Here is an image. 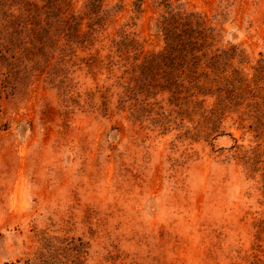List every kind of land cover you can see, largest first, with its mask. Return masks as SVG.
<instances>
[{"label":"rangeland","instance_id":"obj_1","mask_svg":"<svg viewBox=\"0 0 264 264\" xmlns=\"http://www.w3.org/2000/svg\"><path fill=\"white\" fill-rule=\"evenodd\" d=\"M52 2L79 27L0 0V264H264V0ZM168 11L214 28L226 107L167 88Z\"/></svg>","mask_w":264,"mask_h":264},{"label":"trees","instance_id":"obj_2","mask_svg":"<svg viewBox=\"0 0 264 264\" xmlns=\"http://www.w3.org/2000/svg\"><path fill=\"white\" fill-rule=\"evenodd\" d=\"M99 2L101 0H89L88 5L94 10L98 8ZM137 2V6L139 7L142 0H137ZM50 6L51 13L54 14V18L57 20L54 22L56 29L64 30V27L70 28V26L71 29L79 27V22L70 25L69 20L61 17L58 19V13L62 12L60 5L50 0ZM50 18H53L51 14ZM159 28L163 34L167 49L175 52V58H179L183 61V64H186V67L183 69L166 71L161 74V78L169 83L170 87L167 88H170L169 91L172 96L182 97L184 91L187 92L191 89L197 90L198 92L200 90H203V92H212V90H215L219 98L218 105L226 107L225 105H227L228 99L222 98L220 94L222 91L230 90L229 87L233 85L236 79L222 77V72L218 70V59L220 56H211L209 58L212 60L211 64L206 69L202 68L199 63L200 59H205V51L211 49L216 42L214 28L208 27L204 19L196 13L191 12L185 14L174 11H168V15L163 16ZM134 44L133 39L125 36L118 43V51L123 52L125 50L124 52H128L130 49L135 48ZM200 51H202V54L198 55L197 53ZM214 58L217 61L213 60ZM141 78L142 73L138 78V82H141ZM133 89L135 90L136 88Z\"/></svg>","mask_w":264,"mask_h":264}]
</instances>
